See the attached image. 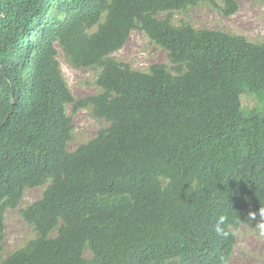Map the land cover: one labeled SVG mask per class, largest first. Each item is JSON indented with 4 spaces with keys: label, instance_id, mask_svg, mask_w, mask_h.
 <instances>
[{
    "label": "trees",
    "instance_id": "obj_1",
    "mask_svg": "<svg viewBox=\"0 0 264 264\" xmlns=\"http://www.w3.org/2000/svg\"><path fill=\"white\" fill-rule=\"evenodd\" d=\"M220 1L226 16L239 8ZM203 2L218 5L0 0V264L229 262L236 236L218 238L215 218L264 204V108L245 114L242 103L264 99V42L173 23ZM136 29L177 74L112 56ZM58 47L76 69L101 68L97 95L74 98ZM68 104L110 123L74 151ZM45 185L21 210L36 238L4 258L6 211Z\"/></svg>",
    "mask_w": 264,
    "mask_h": 264
},
{
    "label": "rangeland",
    "instance_id": "obj_2",
    "mask_svg": "<svg viewBox=\"0 0 264 264\" xmlns=\"http://www.w3.org/2000/svg\"><path fill=\"white\" fill-rule=\"evenodd\" d=\"M236 2L239 8L236 13L230 16L222 13L219 8L223 6V3L216 0L217 6L213 3L203 2L188 10L173 12V23L180 24L185 21L198 29L221 30L229 34L244 36L254 43L264 42V0H236ZM160 17L165 18L166 14L163 13ZM58 50L62 70L74 98L79 101L85 97L97 95L101 91L96 82L101 68L91 66L76 69L70 65L60 47ZM112 56L118 62L129 64L135 70L148 72L152 65L162 63L167 65L174 74L178 73L174 69L175 65L170 59L169 52L153 42L140 29L132 31L124 47L113 53ZM242 103L245 114H248L253 108H264L263 97L257 95H243ZM66 111L72 118L74 126L73 139L68 143L70 151L88 143L97 137L102 129L110 125L106 119L95 117L91 108L75 110L74 104H68ZM162 181L166 182L163 178ZM46 186L25 189L20 205L6 211L4 258L12 252L26 247L30 241L36 238L37 232L33 226L26 223L21 210L38 201ZM252 226H255V222L252 225L244 223L236 227V244L227 264H264V239L257 238ZM85 255L91 257V251L88 248L85 250Z\"/></svg>",
    "mask_w": 264,
    "mask_h": 264
},
{
    "label": "clouds",
    "instance_id": "obj_3",
    "mask_svg": "<svg viewBox=\"0 0 264 264\" xmlns=\"http://www.w3.org/2000/svg\"><path fill=\"white\" fill-rule=\"evenodd\" d=\"M259 217V219H258ZM245 222L250 225L255 222L254 231L258 239H264V204L257 211H249L246 219L233 215L229 212L227 215L221 212L214 221L213 231L218 238L228 240L236 235V225Z\"/></svg>",
    "mask_w": 264,
    "mask_h": 264
}]
</instances>
